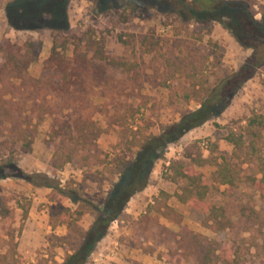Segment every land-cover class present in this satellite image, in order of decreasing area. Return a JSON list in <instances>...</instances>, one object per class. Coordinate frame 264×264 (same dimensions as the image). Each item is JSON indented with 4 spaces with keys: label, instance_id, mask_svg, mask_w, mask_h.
Listing matches in <instances>:
<instances>
[{
    "label": "rangeland",
    "instance_id": "1",
    "mask_svg": "<svg viewBox=\"0 0 264 264\" xmlns=\"http://www.w3.org/2000/svg\"><path fill=\"white\" fill-rule=\"evenodd\" d=\"M56 1L67 18L68 31L64 33L54 31L41 16L43 11H51L53 3L46 8V0H0V57L3 41L26 49L32 44L38 57L28 77L38 80L54 44L71 60L76 46L94 52V44L102 43L105 55L116 65L102 64L101 76L108 85L96 89L92 97L98 111L95 118L104 130L97 142L101 161L84 170L70 165L63 171L52 169L54 149L48 145L51 117L37 126L30 151L12 149L23 172L56 178L63 186L75 182L91 205H73L58 197L50 201L48 189L13 178L0 180V264H62L76 249L80 234L94 222L92 205L124 183L145 139L177 122L181 112L197 109L204 93L238 71L253 53L218 24H185L176 13L155 9L150 2L135 11H101L91 0ZM252 1L257 6L263 3ZM11 20L18 22L16 27ZM61 104L59 99L50 102L51 106ZM6 137L0 138V162L8 156ZM180 162L211 182L212 189L201 200L204 204L224 207L232 216L241 204H250L264 220V196L252 185L254 178L260 180L264 175V71L240 90L219 117L168 148L163 160L155 164L146 189L130 200L89 264H191L166 257L174 245L164 241L157 224L176 233L180 227L148 214L161 194L182 216L183 227L209 240L224 238L203 225L201 210L181 204L175 197L185 186L178 177ZM218 173L226 175L234 186L219 185ZM77 211L83 213L79 218ZM32 217L38 221L44 218L43 232L39 241L32 238L25 242L22 234ZM228 240L229 249L238 248L246 264L260 261L264 256V222L252 233L243 234L235 228ZM29 242L36 248L29 247ZM253 242L257 246L247 250Z\"/></svg>",
    "mask_w": 264,
    "mask_h": 264
},
{
    "label": "trees",
    "instance_id": "2",
    "mask_svg": "<svg viewBox=\"0 0 264 264\" xmlns=\"http://www.w3.org/2000/svg\"><path fill=\"white\" fill-rule=\"evenodd\" d=\"M91 1L101 11L109 8L135 11L145 8V2H150L155 9H165L168 14L176 13L185 24H218L241 47L251 49L253 53L238 71L220 79L214 88L206 91L197 109L181 112L177 122L162 127L158 135L145 139L135 160L129 166L124 183L115 186L98 205H92L94 222L86 232L80 234L76 249L66 255L62 264H89L97 247L108 236L111 225L121 218L130 200L146 189L155 164L163 160L168 148L177 144L188 133L219 117L231 105L240 90L259 72L264 71V0L259 6L252 0ZM51 3V11H43L41 16L48 19L47 24L51 23L54 31L67 32V18L60 8L61 3L46 0V8ZM28 19H32L30 15ZM13 21L11 20V25L15 26L18 22ZM33 30L38 31L35 28ZM94 45V52L84 51L76 46L73 57L69 60L54 44L51 55L43 64L40 78L35 80L28 77V70L38 57L33 45H29L31 49H26L8 41L1 43L3 56L0 57V138L7 136L4 143L9 150L7 158L0 162V180L13 178L48 189L52 194L50 201L58 197L73 205H91L84 200L80 186L75 182L70 181L63 186L56 178L23 172L14 159L16 150L12 149L20 147L21 151H30L37 126L51 117L53 124L48 145L54 149L52 169L63 171L70 165L84 170L101 161L97 142L104 130L95 118L98 111L92 104V97L96 89L108 85L105 77L101 76L102 64L115 66L116 63L105 55L102 43L96 42ZM52 99H59L63 104L51 106ZM232 143L237 146L236 142ZM179 165L182 170L179 171L178 177L185 181V186L175 197L181 204L201 210L204 215L203 225L224 238L209 240L183 227L182 216L163 200L166 195L161 194L160 198L154 200L148 214L154 213L180 227V231L176 233L157 224L165 237L164 241L174 245L168 250L166 257L170 261L178 260L191 264H246L238 248L229 249L228 236L235 228L243 234L257 230L264 220L256 208L250 204H241L237 207L236 215L232 216L224 207L204 204L201 200L205 198L208 190L212 189L211 182L203 180L201 173L187 168L183 162ZM220 168L223 169L222 166H219ZM253 180L252 185L263 197L264 175L260 180ZM217 183L222 186H234L232 180L220 173ZM66 211L68 212V209ZM24 214L26 216V209ZM82 215L80 211L75 213L78 218ZM61 224L72 225L68 222ZM256 246L253 242L247 250ZM251 264H264V256L262 260Z\"/></svg>",
    "mask_w": 264,
    "mask_h": 264
},
{
    "label": "crops",
    "instance_id": "3",
    "mask_svg": "<svg viewBox=\"0 0 264 264\" xmlns=\"http://www.w3.org/2000/svg\"><path fill=\"white\" fill-rule=\"evenodd\" d=\"M36 218L32 217L30 219H28L27 221V225H26V229L23 231V239L25 240V242L27 241H32V238H38L37 241L40 240V236L42 235V228L43 226V219L41 218V221L38 220H34ZM32 236H36V237H32ZM29 247H35L36 245L33 242H29Z\"/></svg>",
    "mask_w": 264,
    "mask_h": 264
}]
</instances>
